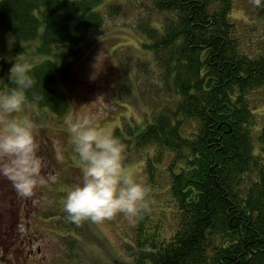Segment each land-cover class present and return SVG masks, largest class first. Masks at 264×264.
Returning <instances> with one entry per match:
<instances>
[{
    "label": "trees",
    "instance_id": "obj_1",
    "mask_svg": "<svg viewBox=\"0 0 264 264\" xmlns=\"http://www.w3.org/2000/svg\"><path fill=\"white\" fill-rule=\"evenodd\" d=\"M235 4L146 0L135 22L139 51L150 57L140 65H154L150 75L162 104L135 125L140 131L130 140L139 153L149 149L145 180L151 188L166 185L172 210L169 222L147 211L136 219L134 264H264V118L256 115L264 42L243 45L231 17ZM117 6L105 0H0V52L9 35L20 51L35 45L37 53L51 54L77 46L116 15ZM250 19L264 28V0H253ZM12 66L13 60L0 58V92L15 87ZM30 74L36 80L30 102L65 114L70 103L53 87L54 63L43 60Z\"/></svg>",
    "mask_w": 264,
    "mask_h": 264
},
{
    "label": "rangeland",
    "instance_id": "obj_2",
    "mask_svg": "<svg viewBox=\"0 0 264 264\" xmlns=\"http://www.w3.org/2000/svg\"><path fill=\"white\" fill-rule=\"evenodd\" d=\"M105 2L118 5V12L105 18L98 30L90 31L89 43L85 40L44 54L37 53L35 45L16 50L9 35L5 51L0 52V58L13 60V64L27 61L34 66L51 60L56 76L53 87L70 103L68 111L57 117L39 109L36 103L27 104L19 114L44 125L37 135L39 155L46 164L43 174L56 179L25 198L6 177L0 176V264H134L132 237L136 219L120 214L102 224L84 222L73 227L64 211L68 189L82 180L81 165L65 131L67 116L89 115L119 138L126 148L125 164L135 177L145 179L144 160L149 149L139 153L130 139L140 131L135 125L149 119L162 104L161 94L154 89L156 81L150 75L154 65L147 64L150 70L140 65L150 59L139 51L142 38L135 28L136 20L145 13L146 0ZM235 2L231 17L238 24L241 41L245 40L243 45L264 42V28L250 19L253 0ZM256 97L255 113L262 119L264 88ZM164 166L165 163L161 165ZM159 169L156 166L154 171L158 173ZM165 187L151 188L147 214L154 220L164 217L169 222L172 201Z\"/></svg>",
    "mask_w": 264,
    "mask_h": 264
},
{
    "label": "clouds",
    "instance_id": "obj_3",
    "mask_svg": "<svg viewBox=\"0 0 264 264\" xmlns=\"http://www.w3.org/2000/svg\"><path fill=\"white\" fill-rule=\"evenodd\" d=\"M31 71L29 62H15L9 76L15 87L0 92V176L25 198L56 179L43 174L46 164L39 155L37 135L44 125L19 115L30 103L28 92L36 84ZM65 125L82 175L81 182L67 191V219L79 226L84 222L102 224L120 214L141 218L149 208L151 185L135 177L125 164V145L89 115L74 118L69 114Z\"/></svg>",
    "mask_w": 264,
    "mask_h": 264
}]
</instances>
